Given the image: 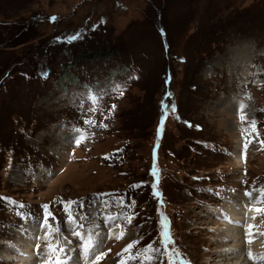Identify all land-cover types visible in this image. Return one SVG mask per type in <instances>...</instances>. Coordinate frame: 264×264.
Listing matches in <instances>:
<instances>
[{
    "label": "rangeland",
    "instance_id": "rangeland-1",
    "mask_svg": "<svg viewBox=\"0 0 264 264\" xmlns=\"http://www.w3.org/2000/svg\"><path fill=\"white\" fill-rule=\"evenodd\" d=\"M30 23L42 37L17 42ZM8 28L15 40L0 46V198L24 208L0 199V264L16 263L4 261L6 241L18 250L21 236L30 242L36 231L47 260L51 238L68 254L82 244L73 231L90 229L107 255L90 253L89 264H119L133 241V253L162 247V218L184 260L224 263L212 259L227 243L216 232L223 207L249 190L252 207L264 209L254 191L264 187V0H0V30ZM111 49L106 62L81 58ZM252 121L259 136L249 135ZM245 143L238 166L229 154ZM69 201L82 228L68 223ZM44 205L60 230L50 239L35 227ZM254 212L236 226L244 238L256 227L232 263L248 264L247 249L261 257L264 212Z\"/></svg>",
    "mask_w": 264,
    "mask_h": 264
},
{
    "label": "snow or ice",
    "instance_id": "snow-or-ice-1",
    "mask_svg": "<svg viewBox=\"0 0 264 264\" xmlns=\"http://www.w3.org/2000/svg\"><path fill=\"white\" fill-rule=\"evenodd\" d=\"M50 19L52 21H55L57 18L51 17ZM81 38L82 37L77 34V35L67 37L66 39L69 43H71L72 41H75V40H78ZM90 99H92L93 102H96L97 97L91 96ZM162 107L164 108L166 113L168 111L175 112V105H172L171 108H169L168 105L163 104V102H162ZM245 107L246 106L243 104L240 105V111H241L240 119H241V121H244L246 119V116L244 115ZM88 123L91 124L92 121H88ZM250 129H251V132L249 133V135H251V133H255L257 136H259L255 121H252L250 123ZM244 131H248V129H245ZM84 139H85V137L81 136L78 139L77 143L82 142ZM261 143L264 144V141H261ZM247 147H248V143H245V145H244L245 151L247 150ZM152 174H153V176H157V172L155 170L153 171ZM157 183H158V181H157ZM134 187H138V186H134ZM254 191L258 192L260 202L264 203V187H261L259 189H254ZM154 194L159 195L158 192H154ZM245 195L248 196L249 199L253 198V192H246ZM0 199L6 200L9 205H12L16 208H21V209L24 208V205L18 204V202L10 200L9 198H0ZM75 203L76 202H74V201L66 202L64 204V208H65V211L68 212V223L73 225L74 229H77V228H82L83 225L79 224L78 220L69 211L71 205L75 204ZM104 203L106 205L108 204L107 201H105ZM118 203L122 204L123 201L120 200V201H118ZM43 207L45 209L44 226L48 229L47 236L50 238L53 236L54 233H59L60 230H59L58 226L53 228L52 225L48 223V217L51 216V213L48 211L49 206L44 205ZM255 211L260 213V212H264V209L256 208ZM17 215H21L22 219H27V217L23 216V214L20 212H17ZM133 218H134L133 216H126L125 220L130 224L132 222ZM52 219H55V217H52ZM106 219L109 222H113V221L119 220L120 216L119 215L108 216V217H106ZM254 227H255V225H249L248 226L249 236H251V231ZM161 229H162V232H161V237H162L161 245H162V247H153V244H148L143 249H140L139 251L133 253L132 250L134 248H136V246L139 244V241H133V242L129 243L123 249V251L121 253L117 254L118 256L122 257L119 264H128V261H131V260H140V264H153V262L157 261L160 257H164L167 260V264H190V261H186V260H184V258L182 256H180L178 250L175 247H172V248L169 247V245H174L175 241L171 237L169 224H168L166 218H162V220H161ZM73 235L78 237L82 241L81 247L83 249V254L85 257H88V255L90 253H97V250L100 247V243H101V241L98 239V234H93V231L90 229L87 234H83L80 231L74 230ZM123 237H124V232L121 231L116 236V239H123ZM248 242L251 243L252 242L251 239H249ZM69 243H70V241H69ZM37 247H39V246H37ZM48 250H49L50 254H55L54 264H69V261H71V259H72V257H70V256H67L66 258H63V259L61 258V255L64 254L65 249L60 247L58 244H53L50 242L48 244ZM72 251H75V249H72ZM125 254H127L126 259L124 258ZM106 255H107V253L98 252L94 256V260L99 261V260L103 259L104 256H106ZM248 256H249V258H251L253 260L257 259L251 251L248 252ZM260 259H264V257H260ZM45 264H53V260H52L51 255H50L49 259L45 261ZM160 264H163L162 260L160 261Z\"/></svg>",
    "mask_w": 264,
    "mask_h": 264
},
{
    "label": "bare ground",
    "instance_id": "bare-ground-1",
    "mask_svg": "<svg viewBox=\"0 0 264 264\" xmlns=\"http://www.w3.org/2000/svg\"><path fill=\"white\" fill-rule=\"evenodd\" d=\"M236 98H237V96H235V100H236ZM235 100L233 101V102H235ZM237 104V103H236ZM238 105V104H237ZM238 107V106H237ZM234 108V107H233ZM244 148V147H243ZM243 148H241L240 149V147H239V153H238V155H236L237 154V152L236 153H230L229 155L230 156H232L233 158H235V160L238 162V166H242L243 165V162L241 161V163H239V159H241V157H240V153H241V151L243 150ZM246 203V205H243V203ZM251 200H248V198L243 194L241 197H238V198H236V201H233V202H229V203H227L223 208H225L226 209V211L224 210L223 212H222V214L221 213H219L218 215H220V216H223V217H225V224L223 225V224H221L220 222H218L217 223V230H219V231H216L217 232V234H218V236L220 237V239L221 240H225L227 243L226 244H219L218 243V245H220L219 247H217L218 248V250L217 249H215V253L213 254V260L214 261H219V262H229V263H227V264H238L237 262H235V263H232L233 262V260H241V257L240 256H236L235 257V255L237 254V253H240V252H242L243 250H245V248H246V246H245V243H244V240H241V239H243L244 238V234H243V229H241L240 231H239V228L238 227H236L237 226V223L238 222H245L246 220V218H244V217H242V213H239V211L240 210H244L245 208H251ZM253 205V204H252ZM251 216L253 217V219H254V217H256L257 216V218L260 216H258L254 211H252V212H250L249 213V216H248V219L249 218H251ZM241 220V221H240ZM250 220V219H249ZM258 220V219H257ZM248 222V221H247ZM249 223H250V221H249ZM251 223H254V221L253 222H251ZM257 223V222H256ZM239 226V225H238ZM249 226V225H248ZM214 227V226H213ZM256 227V226H255ZM35 229V228H34ZM214 229V228H213ZM245 229V228H244ZM246 230V229H245ZM254 230V229H253ZM34 232H36V231H34ZM34 232H33V234L29 237V238H31V240H30V242L28 241V239H25V236H21V239H20V241L18 242L19 244H20V246H18V250H17V248H15V247H13L14 245H7L6 244V250L7 251H9V252H11V256L9 257V255H8V257H9V259H5L4 261H7V262H12V263H15V264H45V261L46 260H42L41 258H40V253H42L43 252V249L42 248H38V249H35V247H37V243L38 242H40L41 241V239H39V238H36L34 235L36 234H34ZM253 232V231H252ZM256 232H257V230H256ZM245 233V232H244ZM241 234H243V235H241ZM246 235L248 234V232L247 233H245ZM262 234H264V231L262 232ZM249 235V234H248ZM248 235L244 238V239H247V237H248ZM252 235V234H251ZM258 235V234H257ZM256 235V237H258ZM254 236V235H253ZM261 236V235H260ZM255 237V236H254ZM50 239V238H49ZM73 239V238H72ZM249 239H252L251 238V236L248 238V241H249ZM259 239V238H258ZM77 240V239H76ZM234 240L237 242V241H239V240H241V241H243V243H244V245H243V243H241V242H237L238 244H236V245H234V244H232V245H234V246H230L229 244L233 241L234 242ZM50 241V240H49ZM51 242H52V238H51ZM79 242V241H78ZM222 242V241H221ZM224 242V241H223ZM222 242V243H223ZM255 242V241H254ZM225 243V242H224ZM39 244V243H38ZM47 244V243H46ZM74 244V243H73ZM75 244H76V241H75ZM74 244V245H75ZM216 244V243H215ZM80 245V242L76 245V248H73V249H75V251H72L71 253H68V256L69 255H71V254H74L73 256H72V260L73 261H75V264H83L84 263V260H85V258H84V254H83V252L82 253H80L79 252V248H81V246H79ZM247 245H251V244H247ZM261 245V244H260ZM259 245V246H260ZM264 245V244H263ZM262 246V245H261ZM252 247V246H251ZM250 248V247H249ZM68 249H70V247L68 248ZM259 249V248H258ZM261 249V248H260ZM247 250H249L250 251V249H247ZM252 250H254V249H252ZM252 250H251V252H252ZM256 251H257V254H258V252L259 253H264V247H262V249L261 250H257V249H255ZM14 251V252H13ZM38 251V252H37ZM49 251V250H48ZM68 251V250H67ZM248 251V252H249ZM46 252V251H45ZM80 253V254H79ZM216 253H217V255H216ZM242 253H244V252H242ZM255 253V252H254ZM43 254V253H42ZM46 254V253H45ZM49 254V253H48ZM78 254V256H76ZM53 255V254H52ZM51 255V256H52ZM253 255H255V257H256V254H253ZM259 256H260V254H258ZM36 257H38V258H36ZM42 257V256H41ZM247 257V259L246 260H248L249 259V263L248 264H259L258 262H256L257 260H260V259H255V260H253V259H251V258H249V256H246ZM260 258V257H259ZM242 259H245V258H242ZM42 260V261H41ZM48 260V259H47ZM41 261V263H38V262H40ZM242 262V261H241ZM224 263H222V264H224ZM245 263V262H244ZM243 263V264H244ZM240 264H242V263H240ZM247 264V263H246Z\"/></svg>",
    "mask_w": 264,
    "mask_h": 264
},
{
    "label": "trees",
    "instance_id": "trees-1",
    "mask_svg": "<svg viewBox=\"0 0 264 264\" xmlns=\"http://www.w3.org/2000/svg\"><path fill=\"white\" fill-rule=\"evenodd\" d=\"M35 16V15H33ZM36 17V16H35ZM27 22V21H26ZM35 25H37V23H35ZM34 25V26H35ZM34 26L32 28L31 26V23H30V27L28 30H26L23 34H21L20 36H18V40L19 38H23V42H21V44L23 43H27V42H30L31 40H34V39H37L38 38V34H35L33 33L34 31ZM11 27V26H10ZM17 34V33H16ZM34 34V37H30ZM39 37H42V36H39ZM12 38L14 39V35H13V32H11V28H8V29H4V30H0V46L2 48H4V46L7 44L9 45L12 40ZM5 39V40H3ZM15 40V39H14ZM20 43V40L17 41ZM2 50V49H1ZM113 53V50H99V51H92V52H89V53H86V54H82L84 56H81L82 59H84L85 61H88V62H92V61H108V60H111L112 59V54ZM79 60V59H78ZM76 63V62H73L71 63V66ZM1 68H6V66H2Z\"/></svg>",
    "mask_w": 264,
    "mask_h": 264
}]
</instances>
